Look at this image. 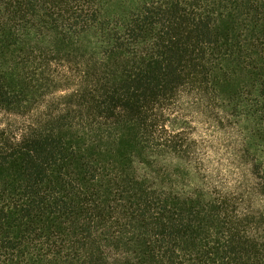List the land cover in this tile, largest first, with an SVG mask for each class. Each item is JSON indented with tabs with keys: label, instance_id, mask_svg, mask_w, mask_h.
Instances as JSON below:
<instances>
[{
	"label": "trees",
	"instance_id": "16d2710c",
	"mask_svg": "<svg viewBox=\"0 0 264 264\" xmlns=\"http://www.w3.org/2000/svg\"><path fill=\"white\" fill-rule=\"evenodd\" d=\"M102 4L0 0V264H264V0Z\"/></svg>",
	"mask_w": 264,
	"mask_h": 264
},
{
	"label": "rangeland",
	"instance_id": "374dc122",
	"mask_svg": "<svg viewBox=\"0 0 264 264\" xmlns=\"http://www.w3.org/2000/svg\"><path fill=\"white\" fill-rule=\"evenodd\" d=\"M129 3L130 0H125ZM103 12H112L120 0H102ZM181 115L186 118L191 128V135L197 142L196 152L199 164L206 171V175L224 185H233L239 180L240 169L237 161L231 158V153L239 146L242 131L232 123L225 122L222 129H217L209 122L203 110L184 100ZM244 125V124H243ZM237 127V128H236ZM243 129V127H241ZM256 158L264 162V146L255 148Z\"/></svg>",
	"mask_w": 264,
	"mask_h": 264
}]
</instances>
